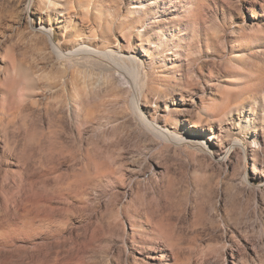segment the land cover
I'll list each match as a JSON object with an SVG mask.
<instances>
[{
  "label": "rangeland",
  "instance_id": "374dc122",
  "mask_svg": "<svg viewBox=\"0 0 264 264\" xmlns=\"http://www.w3.org/2000/svg\"><path fill=\"white\" fill-rule=\"evenodd\" d=\"M50 3L0 0V223L38 206L0 225V264H264V0ZM83 45L133 57L147 117L202 145L154 136L103 84L118 67L56 52ZM89 160L113 174L79 185ZM158 221L155 252L124 236Z\"/></svg>",
  "mask_w": 264,
  "mask_h": 264
},
{
  "label": "bare ground",
  "instance_id": "6f19581e",
  "mask_svg": "<svg viewBox=\"0 0 264 264\" xmlns=\"http://www.w3.org/2000/svg\"><path fill=\"white\" fill-rule=\"evenodd\" d=\"M50 4H58L56 3L57 0H51ZM195 3V1H194ZM30 6V5H29ZM28 6V7H29ZM43 10V9H42ZM41 31L46 33V35L51 39L52 30L51 29H45L44 27H40ZM55 47V46H54ZM57 50V47L56 49ZM59 56H65L67 58L73 56V55H80L84 57H92L95 59L104 60L107 62L109 66L112 65V67L116 66L118 67V71H121L128 73L129 78L128 79L123 73V75H120L117 77L115 74H109L105 77L104 83L105 86L108 88L110 87H116L123 94H129L131 99V105L133 109V114L136 116V118L156 137L160 138L162 142L167 141H175L177 143H186L191 147H198L199 145H202L198 139V135L196 133H191L192 136H190L189 139H186L184 137H181L180 135H176L169 131L165 126H161L158 124V122L155 119H152L150 117H147L146 113L142 109V102H144V99L146 97L145 95V88H147L150 83L151 79L149 78L147 71L143 73V76H141L136 70H134L131 66H125V61L128 62H134V58L130 55H124L121 53H117L113 49L109 48H103V47H91V46H80L77 49H75L72 52H69L67 54H63L62 51L57 50L56 51ZM115 67V68H116ZM264 79V77L262 78ZM255 82V81H253ZM252 82V83H253ZM20 81L15 78H9L8 84H7V95H13L15 96L16 91L20 87ZM250 84V82H249ZM255 86H259V83H253ZM79 94V93H77ZM117 94H119L117 92ZM127 95V96H129ZM83 96V95H82ZM87 116H85V119L81 122V126H83L88 119H86ZM210 150V147L208 148ZM113 173L109 168L103 167L97 162L89 160L84 168L80 171V180L78 181L79 185L83 184L85 181H95L99 178H102L106 175L111 176ZM246 178V177H245ZM31 204L23 203L20 206H18V209L13 212L14 215L18 217V220L21 222V226L19 227L18 224L14 225L9 223L8 219H4L1 221L0 225L4 226L5 228L13 230V232L19 234H22L24 231V228H28L29 224L32 220H34L35 216L34 214L38 211L37 203L29 201ZM5 209H7V206L5 205ZM148 213L150 215L152 212L148 210ZM158 221L157 225L150 226L147 228H142L141 225L137 226L136 222H133L131 225L133 228V231L130 233L126 232V229L123 228L124 236L126 235L129 239L131 244L137 243L142 250H150L155 252L154 246H153V240L154 239H160L163 237L164 231L161 227V223ZM151 247V248H150ZM162 257V256H161ZM143 264H147L146 262H143Z\"/></svg>",
  "mask_w": 264,
  "mask_h": 264
}]
</instances>
